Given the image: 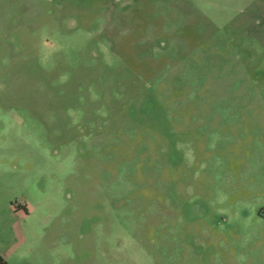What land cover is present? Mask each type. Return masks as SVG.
Here are the masks:
<instances>
[{
    "label": "rangeland",
    "instance_id": "rangeland-1",
    "mask_svg": "<svg viewBox=\"0 0 264 264\" xmlns=\"http://www.w3.org/2000/svg\"><path fill=\"white\" fill-rule=\"evenodd\" d=\"M8 264H264V0H0Z\"/></svg>",
    "mask_w": 264,
    "mask_h": 264
},
{
    "label": "trees",
    "instance_id": "trees-1",
    "mask_svg": "<svg viewBox=\"0 0 264 264\" xmlns=\"http://www.w3.org/2000/svg\"><path fill=\"white\" fill-rule=\"evenodd\" d=\"M0 264H8L7 261L0 255Z\"/></svg>",
    "mask_w": 264,
    "mask_h": 264
}]
</instances>
